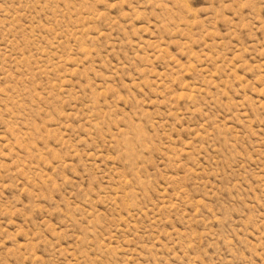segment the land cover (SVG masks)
<instances>
[{
    "label": "rangeland",
    "instance_id": "obj_1",
    "mask_svg": "<svg viewBox=\"0 0 264 264\" xmlns=\"http://www.w3.org/2000/svg\"><path fill=\"white\" fill-rule=\"evenodd\" d=\"M0 264H264V0H0Z\"/></svg>",
    "mask_w": 264,
    "mask_h": 264
}]
</instances>
